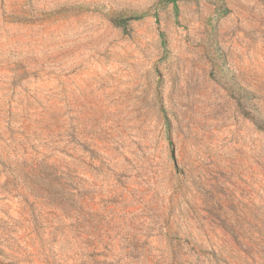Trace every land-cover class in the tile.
Returning a JSON list of instances; mask_svg holds the SVG:
<instances>
[{"label":"rangeland","instance_id":"obj_1","mask_svg":"<svg viewBox=\"0 0 264 264\" xmlns=\"http://www.w3.org/2000/svg\"><path fill=\"white\" fill-rule=\"evenodd\" d=\"M177 4L0 0V264H264V0Z\"/></svg>","mask_w":264,"mask_h":264},{"label":"trees","instance_id":"obj_2","mask_svg":"<svg viewBox=\"0 0 264 264\" xmlns=\"http://www.w3.org/2000/svg\"><path fill=\"white\" fill-rule=\"evenodd\" d=\"M165 1H166V3H174L175 10H176V12L178 11V4H177L178 0H165ZM136 18H138V17H115L113 19V21L116 23V25L122 26L123 28H127L128 23L130 22V20L136 19ZM161 37H162V42L165 45L166 44V40H165L163 32L161 33Z\"/></svg>","mask_w":264,"mask_h":264}]
</instances>
